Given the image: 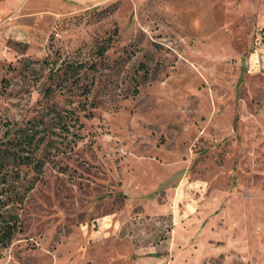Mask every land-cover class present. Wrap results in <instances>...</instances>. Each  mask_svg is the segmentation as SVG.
Instances as JSON below:
<instances>
[{
    "label": "rangeland",
    "instance_id": "1",
    "mask_svg": "<svg viewBox=\"0 0 264 264\" xmlns=\"http://www.w3.org/2000/svg\"><path fill=\"white\" fill-rule=\"evenodd\" d=\"M89 1L0 19V123L79 117L0 205V264H264V0Z\"/></svg>",
    "mask_w": 264,
    "mask_h": 264
},
{
    "label": "trees",
    "instance_id": "2",
    "mask_svg": "<svg viewBox=\"0 0 264 264\" xmlns=\"http://www.w3.org/2000/svg\"><path fill=\"white\" fill-rule=\"evenodd\" d=\"M105 50L102 48L101 52ZM84 64L66 65L65 72L76 80ZM52 72L50 77H52ZM75 82V81H74ZM74 82L71 84L73 85ZM65 84L72 90V85ZM51 86L45 91V96L52 94ZM87 88L83 92H87ZM78 114L74 110L58 108L55 105L43 106L39 114L31 119H23L21 122L5 121L0 123V205L17 200L22 201L25 192L31 185L20 191L21 167L26 166L34 172L42 171L46 157H49L52 150H58V146L53 136L60 135L57 129L70 131V126L74 128L78 123ZM73 121V122H72ZM76 136V130L72 131ZM43 150L40 157L37 156L38 150ZM52 161V160H51ZM13 224L1 222L0 218V241L5 242L12 237Z\"/></svg>",
    "mask_w": 264,
    "mask_h": 264
},
{
    "label": "crops",
    "instance_id": "3",
    "mask_svg": "<svg viewBox=\"0 0 264 264\" xmlns=\"http://www.w3.org/2000/svg\"><path fill=\"white\" fill-rule=\"evenodd\" d=\"M21 1L23 0H0V19L6 15L9 14L13 8L17 7ZM66 1H73V3H75V0H66ZM103 0H92L89 1L88 3H98L101 2Z\"/></svg>",
    "mask_w": 264,
    "mask_h": 264
},
{
    "label": "water",
    "instance_id": "4",
    "mask_svg": "<svg viewBox=\"0 0 264 264\" xmlns=\"http://www.w3.org/2000/svg\"><path fill=\"white\" fill-rule=\"evenodd\" d=\"M0 218H1V213H0Z\"/></svg>",
    "mask_w": 264,
    "mask_h": 264
}]
</instances>
